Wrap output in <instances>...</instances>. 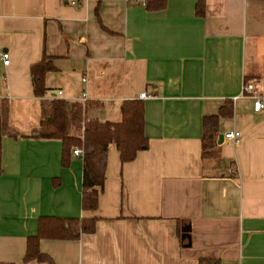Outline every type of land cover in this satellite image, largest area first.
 <instances>
[{
	"label": "crops",
	"instance_id": "obj_1",
	"mask_svg": "<svg viewBox=\"0 0 264 264\" xmlns=\"http://www.w3.org/2000/svg\"><path fill=\"white\" fill-rule=\"evenodd\" d=\"M198 1L0 0V118L5 105L18 132L0 151V264H49L24 260L42 217L98 218L79 239H40L56 264H264V110L242 95L245 82L264 95V0H205L204 14ZM45 55L56 69L44 97L67 102L71 137L85 116L119 121L125 100L154 95L142 99L148 147L123 164L110 145L94 211L82 208V157L72 149L66 166L60 139L31 136V67ZM227 101L218 130L240 142L204 157V118Z\"/></svg>",
	"mask_w": 264,
	"mask_h": 264
},
{
	"label": "trees",
	"instance_id": "obj_2",
	"mask_svg": "<svg viewBox=\"0 0 264 264\" xmlns=\"http://www.w3.org/2000/svg\"><path fill=\"white\" fill-rule=\"evenodd\" d=\"M167 0H146L148 9L160 10L166 6ZM205 0H199L198 13L204 14ZM56 69L54 58L45 55L43 59L32 65L31 77L34 93L42 103V121L31 134L35 138L60 139L63 142V164L68 166L69 155L74 147L83 149V196L82 208L94 211L98 208L99 190L103 187L108 168V153L112 143L117 145L121 162L135 160L138 152L148 147V137L145 132V104L142 99L125 100L121 105L122 118L119 121H102L84 117L83 138L71 137L66 132L67 107L65 100L48 94L46 75ZM227 101L219 114L205 116L204 137L202 141L203 156H215L218 146V123L221 117L232 114V106ZM92 105L101 106L100 102L88 101L86 110ZM227 108V109H226ZM225 109L227 112H225ZM18 132L11 127L8 119V108L4 105L0 118V151L4 137H17ZM98 218H58L42 217L36 235L28 237L26 262L37 260L49 264H56L54 259L40 250V239H79L83 233H93L96 230ZM216 259L203 258L200 264H217Z\"/></svg>",
	"mask_w": 264,
	"mask_h": 264
},
{
	"label": "built area",
	"instance_id": "obj_3",
	"mask_svg": "<svg viewBox=\"0 0 264 264\" xmlns=\"http://www.w3.org/2000/svg\"><path fill=\"white\" fill-rule=\"evenodd\" d=\"M132 1V0H128ZM0 57L4 60V64L10 63V53L8 51H1ZM242 95H250L254 102H253V109L255 112H262L264 110V95L260 94L256 89L253 83L245 82ZM86 98V96H84ZM154 97L153 94H149L147 92H142L140 94V98L148 99ZM224 138L231 141L235 145L240 142L241 132L238 130H231L225 133ZM75 155L83 156V149L80 147H76L73 150Z\"/></svg>",
	"mask_w": 264,
	"mask_h": 264
},
{
	"label": "water",
	"instance_id": "obj_4",
	"mask_svg": "<svg viewBox=\"0 0 264 264\" xmlns=\"http://www.w3.org/2000/svg\"><path fill=\"white\" fill-rule=\"evenodd\" d=\"M223 141H224V134H220L218 143L221 144ZM189 230H190V227L185 228V231H189Z\"/></svg>",
	"mask_w": 264,
	"mask_h": 264
}]
</instances>
